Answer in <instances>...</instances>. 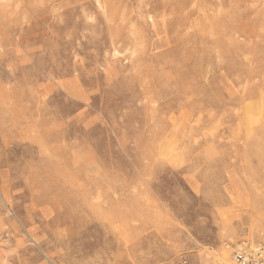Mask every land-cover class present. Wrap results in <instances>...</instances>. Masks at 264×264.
Listing matches in <instances>:
<instances>
[{"label":"rangeland","instance_id":"obj_1","mask_svg":"<svg viewBox=\"0 0 264 264\" xmlns=\"http://www.w3.org/2000/svg\"><path fill=\"white\" fill-rule=\"evenodd\" d=\"M264 230V0H0V264H232Z\"/></svg>","mask_w":264,"mask_h":264},{"label":"built area","instance_id":"obj_2","mask_svg":"<svg viewBox=\"0 0 264 264\" xmlns=\"http://www.w3.org/2000/svg\"><path fill=\"white\" fill-rule=\"evenodd\" d=\"M232 264H264V230L252 242H240L232 247Z\"/></svg>","mask_w":264,"mask_h":264},{"label":"bare ground","instance_id":"obj_3","mask_svg":"<svg viewBox=\"0 0 264 264\" xmlns=\"http://www.w3.org/2000/svg\"><path fill=\"white\" fill-rule=\"evenodd\" d=\"M219 259H220V261L221 262H223V263H229L228 262V253H227V251H225L224 249H223V251L221 252V254H220V256H219ZM218 264V263H217Z\"/></svg>","mask_w":264,"mask_h":264}]
</instances>
